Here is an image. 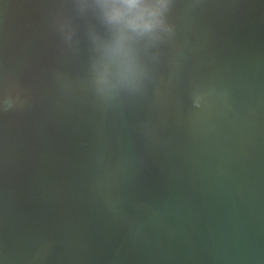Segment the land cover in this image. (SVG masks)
I'll return each instance as SVG.
<instances>
[{
  "label": "water",
  "instance_id": "1",
  "mask_svg": "<svg viewBox=\"0 0 264 264\" xmlns=\"http://www.w3.org/2000/svg\"><path fill=\"white\" fill-rule=\"evenodd\" d=\"M190 2L144 94L103 107L102 27L0 0V264H264V0Z\"/></svg>",
  "mask_w": 264,
  "mask_h": 264
},
{
  "label": "clouds",
  "instance_id": "2",
  "mask_svg": "<svg viewBox=\"0 0 264 264\" xmlns=\"http://www.w3.org/2000/svg\"><path fill=\"white\" fill-rule=\"evenodd\" d=\"M199 0H191L192 8ZM174 0H71L68 5L87 12L102 27L90 32L87 62L89 86L101 106L111 107L121 95L142 96L153 79L158 47L175 33L168 16ZM53 27L64 40L71 35V24L57 14ZM19 97H0V111L12 109Z\"/></svg>",
  "mask_w": 264,
  "mask_h": 264
}]
</instances>
